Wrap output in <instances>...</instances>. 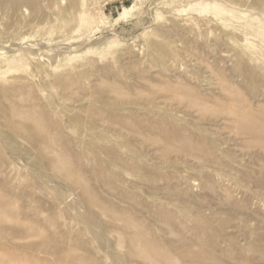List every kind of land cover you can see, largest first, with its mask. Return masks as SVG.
I'll list each match as a JSON object with an SVG mask.
<instances>
[{
  "label": "rangeland",
  "instance_id": "obj_1",
  "mask_svg": "<svg viewBox=\"0 0 264 264\" xmlns=\"http://www.w3.org/2000/svg\"><path fill=\"white\" fill-rule=\"evenodd\" d=\"M0 264H264V0H0Z\"/></svg>",
  "mask_w": 264,
  "mask_h": 264
},
{
  "label": "bare ground",
  "instance_id": "obj_2",
  "mask_svg": "<svg viewBox=\"0 0 264 264\" xmlns=\"http://www.w3.org/2000/svg\"><path fill=\"white\" fill-rule=\"evenodd\" d=\"M135 7V6H134ZM3 103V102H2Z\"/></svg>",
  "mask_w": 264,
  "mask_h": 264
}]
</instances>
